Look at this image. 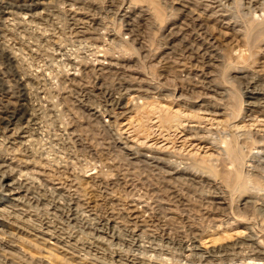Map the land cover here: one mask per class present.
<instances>
[{
	"label": "bare ground",
	"instance_id": "1",
	"mask_svg": "<svg viewBox=\"0 0 264 264\" xmlns=\"http://www.w3.org/2000/svg\"><path fill=\"white\" fill-rule=\"evenodd\" d=\"M58 1L0 0V264H264V188L242 198L237 207L230 203L240 187L232 184L243 153L253 184H264V70L256 71L242 87L247 109L241 115L232 100L234 94L225 89L219 94L226 100L206 104L203 99L209 98L199 91L194 101L182 94L175 97L127 88L120 66L108 61V55H100L102 48L86 37L96 30L95 24L102 26V20L77 12L80 0L61 1V6L75 8L67 10L62 40L44 39L39 44L43 25L60 7ZM224 1L175 0L186 17L177 36L188 44L172 61L181 73L193 70V90L216 93L211 89L213 74L207 70L215 68L219 46L235 54L261 32L254 21L245 26ZM255 1L249 0L248 7H254ZM129 7L120 9L126 20L136 8L132 3ZM137 17L144 27L150 24L145 11ZM133 22L126 24L132 34L141 27ZM212 23L219 29L213 30ZM138 40L142 48L148 47L144 35L139 34ZM39 57L44 65L26 73L27 61ZM261 64L264 68V61ZM89 65L97 74L106 67L118 69V77L112 85L98 86L96 75L95 81L76 83L81 69ZM60 68L66 71L70 87L62 84L64 96L56 95L58 86L51 83ZM68 97L92 119H108L100 127L104 142L154 170L164 164L168 181L179 184V190L173 187L171 194L181 197L189 183L203 184V192H194L201 215L189 213L187 200L181 204L183 214H177L171 203L164 207L154 190L139 187L136 177L121 166L116 167L122 189L117 192L96 177L100 171L91 176L83 173L88 161L78 148L87 144L84 135L78 130L66 132L67 123L61 121L60 107L70 105L65 102ZM67 116L71 121L76 118ZM50 121L58 130H51ZM49 144L56 146L52 156L42 148ZM38 155L46 161L44 167L37 166ZM101 162L115 168L110 156ZM216 167L220 174L213 178L209 171ZM80 173L90 181L82 182ZM170 215L178 220L171 223ZM234 221L240 222L238 229L223 239L213 238L227 233ZM29 251L42 263H36Z\"/></svg>",
	"mask_w": 264,
	"mask_h": 264
},
{
	"label": "rangeland",
	"instance_id": "2",
	"mask_svg": "<svg viewBox=\"0 0 264 264\" xmlns=\"http://www.w3.org/2000/svg\"><path fill=\"white\" fill-rule=\"evenodd\" d=\"M61 1L62 0L58 1L60 7L57 8V13L53 14V16L49 18V21L43 25V38L41 39V42L39 44L44 43V39H51V41L62 40L64 30L66 29V16L68 15L67 10L75 8H72L71 6H61ZM117 1H121V4ZM124 1L125 3H122V0H80V3L77 4L76 7L79 9L77 12H85V14H89L88 17L95 16L97 18V22L102 20V22L100 23L102 26H98L95 24V27H93V29L97 27L96 30L92 31L93 34L87 35L86 37L89 38L91 42L95 43L98 47L100 46L102 48L103 52L99 53L100 55H108V61L118 64L120 66V69L118 70L115 68L106 67L103 71L104 73L99 72L97 74L94 71V67L89 65L88 67H85L87 69H85L84 67L81 69L80 77L75 78L76 83L80 82V80L82 79L89 81V79H94V75H96L99 78L96 81L98 83V86H100L102 83H104L105 85H112V83L115 82L118 77V75L115 74L118 70L120 73H123V78L125 80L123 81L124 86L127 88L137 89L140 91H142L143 89H152L151 91L156 92V94H173L175 97L182 94L183 96H187L194 101H196L195 98H197L195 93L199 91L201 94L206 95V97L204 98H209L203 99V102H205L206 104L226 100V98H223L219 94L220 91L225 89L234 94L232 100L238 106L237 114L240 113L241 115L243 112H245L247 107L246 105H244V102L247 101V98L245 93L243 95L242 91H244L243 89L246 86L247 81H249V77L254 76V73L258 70H264L261 64L264 61V0H256L255 2H252V5H255L254 7L252 6V8L248 7L249 5L247 3H249V0L224 1L227 4L232 5V7L235 9V15H237L239 18H242L241 20L243 21V24L245 26L248 25V22L254 21L255 24H260L259 26H257V31L261 29V32L256 38L250 41L252 42L251 45L246 48L240 46L237 53L236 51L233 52L235 54L230 55V51L228 48L226 49V46H219V50L217 49V55H215V59L218 62H215V68H209L207 70V72L213 74L212 79L214 80V85L213 87H211V89L216 93L202 91L201 89L193 90L192 85L195 83V74L193 73V70L192 73L190 71L181 73L179 71L181 70V68L176 67L174 62L172 61L174 60L173 58H175L177 54H179V52L185 47V45L188 44L185 41H181L180 36H177V33L181 31L182 27H184L183 23L186 21V17H184V14L180 12L181 8L175 3V0ZM131 3L136 8L128 14L129 18L126 20L122 18V15H124L125 12H120V9L124 8V6L126 8H128L129 6L131 7ZM81 8H83V10ZM142 11L143 13L145 11L149 14V17H151V20H149L150 24H148L147 27H144L141 23L142 21H140V19L137 17L138 15L143 14ZM119 12L121 13V15ZM246 13L248 14L247 16L244 15ZM133 20L136 22H140L141 27L140 30H136L132 34L127 30L130 27H127L126 24L128 22L132 23ZM110 22L113 23V25ZM212 26L213 30L219 29V26L214 25L213 23ZM139 34H142L147 38V48H142V46L139 45ZM57 38H59V40H57ZM111 40H113V42H111ZM49 45L54 47L52 43H50ZM171 49H173L175 52ZM118 57L119 59H116ZM44 63L45 61H43L42 57L30 59L25 65V72L30 73L31 71L36 70L38 67H42ZM194 64L195 62L192 65ZM188 67H191V64H188ZM109 71H111V73H109ZM148 77L153 79L154 83L151 82ZM67 78L68 76H66V71L64 72V69L62 68H60L59 71L56 70L54 72V76L51 77V83H54V85L56 84L58 86L56 95H65V89L62 85L63 83L66 84L68 90L70 89L69 83L66 80ZM151 83L154 84L155 87H159L160 89L158 91H155V88L153 86L150 88ZM216 86H219V89ZM1 89L2 86H0V90ZM51 92L55 93L56 91L51 90ZM98 92L99 91L93 92V95L95 97H98L96 95ZM67 99L68 100L65 99V102L69 101L70 105H68V103H65L67 107H64V105L60 107L61 121L67 123V127H65L66 132L73 133L74 130H78L81 131L84 135L83 139L86 140L85 143L87 144L83 145V147L78 148L79 153L82 156L84 155L85 160L88 161V163L85 162L86 164L85 166H83V173L87 171L86 174L91 176L92 173L100 171V173H98L96 177L98 176L99 178L103 179V182L106 184V186H108L109 189L117 192V190L122 189L120 187V184L118 185V183H120L118 180L119 170H116V167L121 166L128 169L131 174H133L132 176L136 177L139 184H141L139 187H144L147 190H154V194L163 203L164 207L168 208L169 206H167V203H171L168 205H171V208L176 211L177 214H183L182 209L184 207L181 204L188 203L186 202L187 200L189 201L188 204L190 205V207H188L189 213H192L197 218L199 215H201V203L198 196H196L194 192H203L206 189L205 187H201V185L203 184L192 186L189 183V187L183 188V195L181 197H176L173 193L171 194V192L173 191V187L179 190V184L177 182H174V184L168 181L170 179L169 177L165 176V173L169 171V169L164 167V164L160 165L161 170H154V168L152 169L151 167H148L143 162L137 159H130L131 157L129 158V156H127L123 150H120L117 145L115 147V144L109 145L108 143H106V141L104 142L106 137L103 138V135L100 134V127L106 125V121L108 119L102 117L94 120L90 117L89 113L87 112V110H85L84 107H80L77 106V104H74L73 97H68ZM90 99L96 101V98L92 96H90ZM127 101L128 100H126L125 103H127ZM61 102L62 100H60V103ZM70 107L71 111H68L67 108ZM68 114H73V117L75 116L76 118L71 121L69 119V116L66 117V115ZM49 124H51V130L53 132L58 130L56 123L52 124L50 121ZM75 124H77L79 127H77ZM233 141L235 140H232L231 142ZM55 147V145L50 144L42 146L44 152L51 154V156L55 153L53 150ZM238 148L241 149V145H238ZM107 150L109 152H107ZM104 153H108L109 156L114 159L113 164L115 165V168L106 167L101 162L103 157H109L106 154L104 155ZM245 156V153H243V155L241 156L242 158L239 163L240 168L239 171L235 174L234 182L232 184V186H234V184L236 183L240 184L239 190L234 192L230 198V203L233 205V207H237L239 201L242 198H251L252 194H254V190L262 191L263 189L261 188H264L263 183L253 184L250 177L247 175L246 163H248V159L246 161ZM138 158L146 161L139 155ZM36 162L38 167H44L46 165V161L40 159L39 155L36 156ZM100 164H103V166L99 169L97 165ZM212 169L213 170L209 171L210 176L213 178L219 177V168L216 167V169ZM79 178L82 182L88 183L90 181V179H88L87 177H83L82 173H80ZM194 189L197 190L195 191ZM124 192L127 193L126 191ZM164 214L166 215L167 211H164ZM170 217L171 223H174L178 220V216L176 215H174L173 217L172 215H170ZM239 223H236L234 221V225H231L227 229V233L223 231L222 233L214 235L213 238L223 239L224 237H227L228 233H231L232 230H236L238 229V227H240ZM216 225L218 226L219 223H216ZM205 228L207 227L205 226ZM6 231L11 232V234L14 233L12 230ZM19 237L20 236H18V238ZM14 238L16 239V237L13 236L12 240H14ZM22 238L23 237H21V239ZM21 247L24 249V246L22 244ZM29 252L32 253V256L34 257L36 263H42V259H38L34 251ZM54 254L57 257L61 258L60 255L56 253ZM175 258L179 259L180 257L175 256ZM50 264L56 263L52 261Z\"/></svg>",
	"mask_w": 264,
	"mask_h": 264
}]
</instances>
